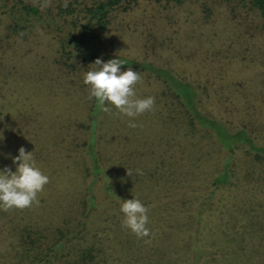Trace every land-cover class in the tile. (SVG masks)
Here are the masks:
<instances>
[{"label":"rangeland","instance_id":"rangeland-1","mask_svg":"<svg viewBox=\"0 0 264 264\" xmlns=\"http://www.w3.org/2000/svg\"><path fill=\"white\" fill-rule=\"evenodd\" d=\"M6 17L0 10V169L14 171L11 157L23 146L49 182L37 203L0 208V264H44L33 257L36 248L26 236L47 247L53 236L61 237L59 229L66 237L77 234L69 236V255L54 264L71 263L86 247L95 249L92 264H192L193 207L211 192L202 263L264 264V158L240 145L230 164L231 182L214 189L229 152L212 130L186 114L163 78L134 70L141 74L136 96H153V109L136 117L114 107L105 113L83 83L89 69L66 74L55 65V32L36 26L15 37ZM263 25L248 0H183L174 6L142 1L117 13L102 60L124 57L167 70L199 93L204 116L229 132L244 129L264 145ZM93 114L100 123L97 148L116 190L106 198L100 177L98 205L90 210L84 204L93 164L84 144ZM129 120L137 127H129ZM132 198L148 208L147 237L121 223L120 200Z\"/></svg>","mask_w":264,"mask_h":264},{"label":"trees","instance_id":"trees-1","mask_svg":"<svg viewBox=\"0 0 264 264\" xmlns=\"http://www.w3.org/2000/svg\"><path fill=\"white\" fill-rule=\"evenodd\" d=\"M142 1L161 6H174L183 3V0H57V3L46 0H0V10L7 16L6 19L9 21L8 31L15 37L24 35L23 32L36 26H42L43 28L46 26L49 30L55 32L58 49L54 63L60 71L72 74L92 67L91 64L97 57L103 59L104 55L101 53V48L105 46L110 27L117 13L128 12ZM248 2L251 8L259 12L264 24V0H248ZM10 33L9 38L11 36ZM118 58L124 62L121 66L122 69L132 68L133 70L147 71L159 78H163L172 88L176 97L183 102L182 104L187 109L186 114L189 116L192 114L200 126L212 130L218 142L229 152L223 173L217 175L213 180L214 189H221L223 185L231 182L230 164L232 163V156L235 150L240 145H245L247 151L256 154L255 156L258 159L264 158V145L255 143L244 129L229 132L217 120L204 116L198 107L199 93L190 84L174 78L165 69L139 62L136 59ZM108 59H112V57ZM95 115L93 114L91 125L86 127L87 129L90 128V135L89 141L84 144L85 147L87 146V153L93 164V169L89 172V176L93 177V181L89 185L84 204L85 207H90V210L98 205L95 186L100 177L103 176L100 180L104 179L106 183L105 187L101 188L106 198L115 196L116 190L110 182L112 176L106 174L109 170L104 168L105 160L97 148L99 139L95 138L94 132L99 129L100 123L97 121L99 117L95 118ZM211 197H213V192H211L209 197L199 202L196 207H193V212H196L198 219L192 242L194 245L192 252L195 255L192 264H224L217 262L215 258L202 263V257L207 254V250L202 242L204 240L201 235L205 231L204 214L208 211L207 208ZM84 224L85 221L81 223L82 226ZM57 232L60 233L61 237L53 236L52 242L48 243L47 247L39 245L41 238L38 237L34 241L31 234L26 236L36 248L33 256L36 260L44 264H54L55 261L61 259L60 257H66L65 254L69 255V252L64 254V251L67 249V243L70 240L69 236L72 235L73 237V234H77V231L69 233L67 237L61 229ZM94 252L95 249L93 247L81 248L80 252L73 257L72 262L70 263L69 261L66 264H92L95 260ZM248 258H252L251 254ZM233 259L237 260L236 257H233ZM225 264L239 263L231 262Z\"/></svg>","mask_w":264,"mask_h":264},{"label":"clouds","instance_id":"clouds-1","mask_svg":"<svg viewBox=\"0 0 264 264\" xmlns=\"http://www.w3.org/2000/svg\"><path fill=\"white\" fill-rule=\"evenodd\" d=\"M123 61L112 58L103 61L97 57L91 68L83 75V83L89 86V98H95L97 106L105 113L114 107L127 117H136L154 107V97H137L135 85L141 81V74L132 68L121 70ZM129 127H137L134 120L128 121ZM4 139L0 132V141ZM18 154L11 157L15 165L13 171L5 166L0 169V208L23 209L38 202V193L43 191L49 182L32 155L23 146ZM139 171V170H138ZM120 211L123 214L122 225L138 238L149 236L148 208L139 199L120 200Z\"/></svg>","mask_w":264,"mask_h":264}]
</instances>
